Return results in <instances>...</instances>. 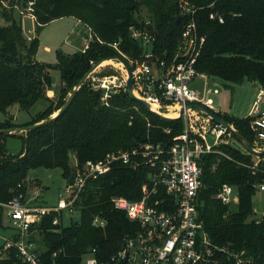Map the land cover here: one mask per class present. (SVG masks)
<instances>
[{
	"label": "trees",
	"instance_id": "obj_1",
	"mask_svg": "<svg viewBox=\"0 0 264 264\" xmlns=\"http://www.w3.org/2000/svg\"><path fill=\"white\" fill-rule=\"evenodd\" d=\"M28 1H31L29 14L35 31L53 19L72 16L90 30L93 39L89 46L84 51H57L55 65L37 60V36L27 42L21 20L13 15L15 6L22 3L26 8ZM187 1L192 7L190 15L199 32L205 35L195 61L196 69L226 83H240L246 78L264 87V0ZM141 8L145 9L144 18L152 21L156 54L159 57L164 51L171 54L183 21L188 18V14L180 13L177 0H15L9 8H2L0 4L3 20L0 23V110L7 112L13 104L26 109L39 98L48 100L46 107L30 120L16 123L6 118L0 121V128L30 124L57 111L64 102L62 94L72 90L91 61L114 55L122 57L110 44L112 41L120 38L122 53L128 57L136 55L138 45L129 36V26L142 22ZM219 16L221 22L217 19ZM53 66L58 68L60 77L56 98L46 94V89L51 87ZM219 115L253 144L247 117L222 112ZM182 126L181 118H162L131 98L126 90L117 89L102 98V90L93 88L86 80L69 105L51 121L24 133H0V200L23 197L30 187L39 184L38 179L27 177L31 168L58 166L67 179L71 171L70 153L83 161L100 158L107 152L129 150L145 142L166 146L182 131ZM9 135L21 138L17 155L6 150ZM230 137L229 142L216 145V151L201 157L198 216L214 245L217 264H264V219L251 217L253 194L264 181L261 161L264 156L249 153L232 133ZM147 174L145 165L132 167L115 161L109 172L87 179L74 202L79 211L78 220L64 224L62 213L51 211L32 223L28 238L35 242L38 262L81 264L85 256L91 255L100 262L114 264L111 257L138 226L123 210L113 207L110 198L114 195L138 198ZM223 183L236 188L235 208L215 196ZM55 216L59 220L53 223ZM95 216L105 224L93 225ZM7 227L10 228L0 213V229ZM8 236L16 237L12 229ZM0 249V264H29L22 260L16 247L4 249L1 245Z\"/></svg>",
	"mask_w": 264,
	"mask_h": 264
},
{
	"label": "built area",
	"instance_id": "obj_2",
	"mask_svg": "<svg viewBox=\"0 0 264 264\" xmlns=\"http://www.w3.org/2000/svg\"><path fill=\"white\" fill-rule=\"evenodd\" d=\"M30 4L31 1H28V11L31 9ZM182 7L185 10L182 13L188 14V18L183 21L171 54L167 51H164L162 57L156 54V35L150 18H143L140 24L129 26V36L138 45L136 55L128 57L122 53L119 48L120 38L110 43L122 54L120 58L128 66L133 91L138 97L148 101L152 109L167 116H177L183 109L182 131L174 135L166 146L145 142L129 150L107 152L100 158L83 161L70 153L71 171L65 179L64 195L57 199L55 205L40 204L37 199L41 189L36 186L30 187L23 197L14 196L6 202L0 200V213L10 221L16 236L4 237V249L16 247L22 260L29 264H40L34 250L35 242L28 238L29 226L51 211L63 215L64 209L68 212L77 210L74 202L83 191L87 179L109 172L113 162L121 161L132 167L145 165L148 174L141 184L138 198L128 199L122 195L110 198L113 207L123 210L138 226L132 235L125 237L121 248L111 257L113 263L217 264L214 245L198 216L197 197L202 186L201 157L216 151L219 143L229 142L231 133L205 111L189 107L191 104H199L218 114L220 112L209 96L211 92H219L217 87L207 85L199 89L190 85L195 78L207 77V74L195 67L205 35L199 32L195 19L190 15L191 5ZM217 19L222 21L220 16ZM92 39L90 33L83 43L82 51ZM108 59L118 63L114 65L117 74L97 76L92 72L89 76L93 88L102 90V98L110 91L126 90V68L118 59ZM102 66L104 64L97 68ZM170 109L174 114H168ZM243 117L249 119L248 125L254 138L252 146L256 149L264 148V87L261 85ZM259 189H264V181L259 184ZM215 196L228 205L238 201L236 188L228 183H223ZM58 220V216H55L53 223ZM92 224L103 226L105 223L102 218L95 216ZM220 249L224 250L222 247ZM81 264L107 263L88 255Z\"/></svg>",
	"mask_w": 264,
	"mask_h": 264
},
{
	"label": "rangeland",
	"instance_id": "obj_3",
	"mask_svg": "<svg viewBox=\"0 0 264 264\" xmlns=\"http://www.w3.org/2000/svg\"><path fill=\"white\" fill-rule=\"evenodd\" d=\"M0 2L2 8H9L12 7L15 0H0ZM177 2L180 8V13L185 11L182 5L190 6L188 1H186V3L184 1L182 2L181 0H177ZM23 6L24 5L22 3L15 6L13 15L18 20H21L22 33L26 37L27 42H29V40L33 37L37 36L38 48L35 53V58L37 60L55 65L57 60V51L60 50L65 53H71L76 50H81L85 39H87L88 35L90 34V31L83 23L77 21L72 16H63L49 21L38 31H35L34 20L29 15V11ZM140 13L144 18L145 9L141 8ZM0 23H3L1 17ZM105 64L100 69L96 68V70L93 71V74L96 73L97 76H100L101 74L99 71L103 74H117L116 67H114L113 64ZM106 71L110 73H105ZM50 76L51 87L46 89V94L52 98H56L58 89L60 87L58 68L55 66L51 67ZM87 80L92 85L91 77H89ZM190 85L199 89H202L207 85H210L211 87H217L219 89L218 93L211 92L209 94L216 110L238 117H243L247 114L252 99L260 88V85L257 82L246 78H244L240 83H226V81L222 80L221 78L215 76L209 77L208 75L206 78H195L190 83ZM68 94L69 92L65 91V93H63L61 96V100L64 101ZM47 103L48 100L46 98H39L29 108L26 109L20 108L17 104H13L8 107L7 112L0 110V121H4L6 118H9L11 121L16 123L26 122L30 120L32 116H35L37 113L41 112L46 107ZM162 110L165 109L162 108ZM52 114H54V112L50 113L49 115ZM232 142L237 145H241L236 140H232ZM5 145L6 150L10 154L17 155L21 149L22 141L18 135H9L6 137ZM261 161L264 163V157L261 159ZM27 177L29 179L39 180V184L35 186L41 189L37 201L42 205H55L57 199L64 195L65 178L61 173V168L58 166H38L31 168L28 170ZM252 207L256 211L251 217L264 219V189L257 188L255 190L252 197ZM231 208H235V204H232ZM62 217L63 223L68 224L70 220H78L79 211L73 210L72 212H68L66 209H64ZM3 219L5 225L10 226V221H8L5 217H3ZM10 232L11 227L0 229V246L4 242V237L8 236ZM86 258H88V255L85 256L84 259Z\"/></svg>",
	"mask_w": 264,
	"mask_h": 264
},
{
	"label": "water",
	"instance_id": "obj_4",
	"mask_svg": "<svg viewBox=\"0 0 264 264\" xmlns=\"http://www.w3.org/2000/svg\"><path fill=\"white\" fill-rule=\"evenodd\" d=\"M179 21V18L176 19V22ZM114 57V59H118L119 61H121L124 65V67L126 68L127 72H128V76L126 78V91L127 94L137 100L139 103H141L146 109L158 114L159 116H161L162 118L165 119H174V118H181L182 116V112L183 109H181L179 111V114L177 116H167L164 115L160 112H157L156 110L152 109L150 103L140 97H138L134 91H133V83H132V79H131V75L129 73V69L128 66L124 63L123 60H121V58L119 56H112ZM105 59L108 58H102L99 59L96 62H93L90 67L88 68V70L86 72H84V74L80 77V79L77 81V83L73 86L72 90L69 92V94L67 95L66 99L64 100L63 104L59 107V109L54 112V114L50 115L47 118L41 119L39 121L30 123V124H25V125H14V126H10V127H4V128H0V133H17V132H26L34 127H37L41 124L47 123L49 121H51L52 119H54L56 117L57 114H59L60 112H62L71 102V100L73 99L76 91L78 90V88L81 86L82 83H84L90 76V74L98 67L100 66L101 62ZM190 108L192 109H200L205 111L206 113H208L213 120L217 121L218 123L222 124L224 127H226V129L232 133L242 144V146L251 154H254L258 157H262L264 156V148L262 149H256L252 146V144L240 133L238 132L234 126H232L228 121H226L225 119H223L218 113L213 112L212 110H210L209 108L203 106V105H199V104H191L189 105Z\"/></svg>",
	"mask_w": 264,
	"mask_h": 264
},
{
	"label": "bare ground",
	"instance_id": "obj_5",
	"mask_svg": "<svg viewBox=\"0 0 264 264\" xmlns=\"http://www.w3.org/2000/svg\"><path fill=\"white\" fill-rule=\"evenodd\" d=\"M105 63H108V64L111 63V64L116 65V66L118 65V63L116 61L112 60V59H105L100 64H105ZM168 114H174L172 109L169 110Z\"/></svg>",
	"mask_w": 264,
	"mask_h": 264
},
{
	"label": "crops",
	"instance_id": "obj_6",
	"mask_svg": "<svg viewBox=\"0 0 264 264\" xmlns=\"http://www.w3.org/2000/svg\"><path fill=\"white\" fill-rule=\"evenodd\" d=\"M30 15V14H29ZM32 17V15H30ZM33 18V17H32ZM78 21V20H77Z\"/></svg>",
	"mask_w": 264,
	"mask_h": 264
}]
</instances>
